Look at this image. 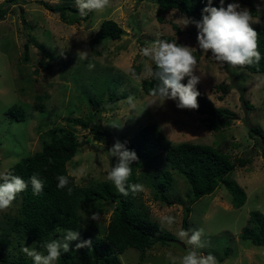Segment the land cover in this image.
<instances>
[{"label":"rangeland","instance_id":"1","mask_svg":"<svg viewBox=\"0 0 264 264\" xmlns=\"http://www.w3.org/2000/svg\"><path fill=\"white\" fill-rule=\"evenodd\" d=\"M8 1L0 0V7L7 8L0 19V171L40 151L53 136L71 131L81 147L67 169L77 185L87 187L107 180L111 169L109 150L117 141L126 145L144 126L155 123L165 136L164 147L190 142L210 146L233 160L251 158V164L236 168L231 176L244 189L245 204L234 208L231 194L221 185L212 195L190 206L188 221L189 229L203 230L205 247L198 251L214 255L218 264H264V248L241 239L250 213L264 214V159L259 138L249 136L250 127L264 132V74L218 65L210 52L205 55L199 50L195 25L189 23L185 27V19L198 22L197 18L171 11L160 22L157 0H110L104 11L89 12V21L74 25L46 10L39 1L77 8L75 0ZM241 8L249 10L246 6ZM257 13L252 27L264 20V0H258ZM106 20L118 23L123 34L119 40L101 41L94 54L90 40ZM157 39L194 49L197 59L194 74L200 77L197 89L217 107L229 108L236 114L230 128L211 132L204 127L203 117L196 110L178 109L175 101L163 102L143 92L141 83L149 78L137 80L131 73L134 67H140V74L143 73L146 64L153 68L154 64L140 56L139 49ZM25 45L29 48L27 58ZM82 52L88 53L87 58H79ZM89 63L95 65L93 70L87 68ZM130 96L134 98V109L127 103ZM13 106L24 109V121L7 114ZM79 119H91L92 125L98 123L110 135L104 141H96L89 130L76 124ZM158 154L152 166L137 170L136 184H142L144 190L136 194L135 201L160 226L162 216H174L176 223L171 228L161 227L176 236V232L185 230L184 209L191 190L183 175L171 171L174 182L167 195L172 204L154 199L153 180L168 168L165 149L161 148ZM19 206L20 200H16L6 212H0V239L7 240L1 248L9 260L27 257L21 251L23 247L37 249L35 243L20 238L11 229V219L17 216ZM114 208L115 205L105 202L85 206L81 210L80 241H84V236L104 240ZM95 212L100 214L98 221L90 219ZM64 234L60 231L51 240H62ZM80 241L72 242L70 248ZM188 247L179 239L169 247L155 245L143 260L137 250L128 249L119 256V264H170L169 252L180 257ZM89 249H78L77 254H89ZM225 250H230V256L221 261ZM77 263L86 264L80 258Z\"/></svg>","mask_w":264,"mask_h":264},{"label":"trees","instance_id":"2","mask_svg":"<svg viewBox=\"0 0 264 264\" xmlns=\"http://www.w3.org/2000/svg\"><path fill=\"white\" fill-rule=\"evenodd\" d=\"M15 1L9 0L8 2ZM39 2L46 10L58 14L69 25L78 24L82 21L87 22L90 19L89 13L87 16H80L78 9L69 5L51 6L44 1ZM257 2L258 0H224L223 6L226 8L229 3H239L241 6L249 8L252 17H257ZM157 4V18L160 22H163L164 14L171 11H178L187 17L195 16L198 21H201L204 14L203 9L208 6V0H157ZM211 6L219 8L221 6L220 0H212ZM6 13V6H1L0 19ZM253 28L258 33V50L262 58L259 64L237 68L252 74H264V20ZM122 34L123 30L118 23L113 20L104 21L90 40L92 52L97 54V47L101 41L105 39L119 40ZM28 50V45H25L26 58ZM41 50L47 56V53L43 49ZM198 55L199 53H197ZM46 68H49V65H46ZM154 68L155 65H153ZM133 71L139 75L141 68L134 67ZM181 83L186 85L187 78ZM157 84L158 81L152 78L145 79L141 83L142 90L146 95L152 96L151 89ZM220 89L227 91L225 86H221ZM197 91L200 95L198 96L199 106L196 112L203 117L201 122L204 127L211 132L230 128L234 123L236 114L229 108L217 107L201 90L197 89ZM7 114L17 121H24L26 118L25 111L20 106L11 107ZM76 124L84 130H89L98 142L104 141L110 135L98 123L92 125L91 119L87 121L79 119ZM249 136L251 139L259 138L261 154L264 159V132L260 128L250 127ZM164 142L165 136L157 124L149 123L125 145L128 150L134 151L138 157V160L132 164V174L127 183L129 185L136 184L138 181L137 170L152 166L159 157L158 151L164 148V159L169 169H164L153 180L154 199L172 204L167 195L174 182L171 171H177L183 175L191 190L188 195L190 200L184 209L183 226L185 230L189 229L190 206L204 196L212 195L221 185H224L231 194L234 208H241L245 204L246 193L235 180L231 179V176L236 168H245L251 164L250 157H240L233 160L230 155L210 146L183 142L164 147ZM80 147L81 144L76 134L65 131L44 143L40 151L22 159L8 169L26 182L30 181L33 174H38L39 178L44 181V191L41 195L34 196L29 183L27 190L16 198V200H20V206L17 216L11 219L13 223L11 229L20 238H25L35 243L37 249H42L41 245L50 242L60 231L65 232L68 229L79 231L82 221L81 210L85 206L105 202L115 205L105 239L100 240L91 236H84V241H91L90 253L77 254L78 249L75 247L70 248L67 253L62 250L58 260L59 264H78L77 258L82 259L86 264H119V256L128 249L137 250L143 260L146 252L155 245L169 247L178 242L176 236L166 231L138 208L135 201L136 194L133 195L130 192L127 197L122 196L117 192L114 185L107 180L92 183L87 187L77 185L75 177L68 172L67 164L76 156ZM110 161L111 167H114L118 162L117 158L114 157H111ZM59 175L69 177L68 187L72 188L71 195L68 194L67 188L64 190L57 188L56 177ZM241 239L264 248V214L259 211L250 213L248 224L242 230ZM6 244V239H0V264H33L31 259L23 255L9 260L1 248ZM229 256L230 250H225L221 261L226 260Z\"/></svg>","mask_w":264,"mask_h":264},{"label":"clouds","instance_id":"3","mask_svg":"<svg viewBox=\"0 0 264 264\" xmlns=\"http://www.w3.org/2000/svg\"><path fill=\"white\" fill-rule=\"evenodd\" d=\"M80 16H87L89 12H102L110 6V0H75ZM212 0H208V6L203 9L201 21H189L185 19V27L193 23L197 29V44L199 50L211 58L220 66L244 67L259 64L261 53L259 52L258 33L252 27V13L241 8L239 3H229L225 8L224 0H220V7H212ZM193 48L179 45L176 42L157 39L148 46L139 49V54L146 61L155 65H145V71L137 74L131 73L134 79L152 78L158 84L151 89L152 97L163 102L172 100L176 102L178 109H198L197 85L200 77L194 74L197 59L193 55ZM88 53L82 52L79 58H87ZM89 70L95 65L89 63ZM187 78V84L181 82ZM264 83V81H262ZM127 103L130 108H135L134 98L128 97ZM111 157H116L118 162L108 170L106 179L111 182L117 192L127 197L129 193L135 195L144 190L142 184H131L127 182L132 174V164L138 160L134 151L126 148L125 144L117 141L109 150ZM59 190L67 188L69 195L72 188L68 187L70 181L66 175L56 177ZM31 185L32 194L39 196L44 191V181L38 174H33L30 181L26 182L20 176L13 174L11 170L0 171V212H6L14 203L17 196ZM93 221L100 219V214L95 212L90 217ZM176 223L172 215H164L160 219L162 227L171 228ZM177 239L184 241L189 247L186 254L177 257L172 253L167 254L170 264H218L216 257L212 254H203L198 249L205 247L202 242L203 230L189 229L176 232ZM74 241H80V233L68 229L62 240L54 239L41 245L43 251L35 248L23 247L21 249L33 264H56L63 250L67 253ZM91 241H80L75 244L76 249L90 247Z\"/></svg>","mask_w":264,"mask_h":264}]
</instances>
